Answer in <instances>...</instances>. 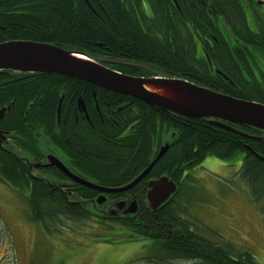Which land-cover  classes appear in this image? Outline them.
Instances as JSON below:
<instances>
[{
    "label": "trees",
    "instance_id": "trees-1",
    "mask_svg": "<svg viewBox=\"0 0 264 264\" xmlns=\"http://www.w3.org/2000/svg\"><path fill=\"white\" fill-rule=\"evenodd\" d=\"M211 7L227 21L236 15L244 20L236 0H0V44L29 41L84 53L93 59L107 55L150 63L157 69L184 73L183 78L197 85L264 104L263 25L256 33L248 30L244 33L253 47L247 51L248 57L240 58L252 83L232 69V50L224 44L207 50L210 60L231 78L229 82L213 78L204 66L194 64L193 55L186 48L190 37L186 38L177 26L180 23L195 26L204 40H213L214 35L222 42L213 27L216 19L209 13ZM143 9L154 11L157 19L146 35L140 23ZM227 36L231 38L228 32ZM112 68L145 76L129 67ZM67 94L75 101L85 96L97 133L85 123L75 125L72 118L70 131L59 137L64 118L61 113L59 119L58 106ZM96 104L105 114L104 125L96 114ZM9 106L10 111L0 122V131L5 133L7 142H13V135L16 140L27 142L24 145L20 142L26 147L21 152L23 157L35 162L33 147L41 152L58 145L67 158L73 152L77 154L79 164L67 161L70 166L77 165L85 175L83 178L108 188H122L134 181L150 166L158 149L170 144L169 151L147 179L167 176L177 185V192L156 214L149 213L147 208L141 218V212L108 217L110 206L114 207L112 204L124 198V194H115L106 206H99L94 204L97 194L93 191L90 192L93 199L88 200L85 195L57 190L47 176L49 179L45 181L37 180L29 163L0 143V181L26 199L30 219L44 233L60 238L76 232L75 227L83 224L81 229L102 232L108 243L118 239L152 241L160 255L155 259L157 264H260L247 251L237 254L230 244L219 245L204 238L188 217L184 205L188 196H184L183 203V192L193 183L189 173L207 158L232 161L242 156L241 179L264 193L263 131L225 123L241 133L236 134L211 125L209 120L166 113L136 99L55 75L0 74V110ZM69 114L70 117L72 111ZM52 172L53 176L62 177Z\"/></svg>",
    "mask_w": 264,
    "mask_h": 264
},
{
    "label": "rangeland",
    "instance_id": "rangeland-1",
    "mask_svg": "<svg viewBox=\"0 0 264 264\" xmlns=\"http://www.w3.org/2000/svg\"><path fill=\"white\" fill-rule=\"evenodd\" d=\"M242 159L207 158L189 173L193 183L183 192V203L187 195L188 217L204 238L230 244L237 254L247 251L264 264V193L241 179ZM81 227L60 238L44 233L30 219L26 199L0 181V264H157L152 241L108 243L102 232Z\"/></svg>",
    "mask_w": 264,
    "mask_h": 264
},
{
    "label": "water",
    "instance_id": "water-1",
    "mask_svg": "<svg viewBox=\"0 0 264 264\" xmlns=\"http://www.w3.org/2000/svg\"><path fill=\"white\" fill-rule=\"evenodd\" d=\"M15 72L30 75H55L86 82L100 89L136 99L166 113L185 117L192 120H209L211 125L240 134L227 124L253 128L264 132V104L236 99L232 96L197 85L179 76L170 78H145L122 74L105 67L84 53L69 51L57 46L40 44L29 41H10L0 44V74ZM60 101L58 117L62 108ZM79 106L84 108L82 99ZM11 106L0 110V121L10 111ZM247 137V135H244ZM261 141L259 138H252ZM7 141L5 133L0 131V143ZM170 149L167 143L160 149L157 156L131 184L122 188H104L95 183L85 181L72 173L58 158L49 155L48 164L31 165L33 169L58 168L68 178L89 189L101 193L97 200L103 206L107 198L105 194H122L133 189L145 179L153 168L161 161ZM42 179L40 177H35ZM46 178V177H45ZM43 180V179H42ZM45 181V180H43ZM51 183H53L51 181ZM54 186L53 184H51ZM177 185L167 176L149 183L146 199L153 209L158 210L168 203L177 192ZM85 206L86 203H83ZM127 204L119 202L110 207L108 217H117L122 211L124 215L138 213L137 202Z\"/></svg>",
    "mask_w": 264,
    "mask_h": 264
},
{
    "label": "flooded vegetation",
    "instance_id": "flooded-vegetation-1",
    "mask_svg": "<svg viewBox=\"0 0 264 264\" xmlns=\"http://www.w3.org/2000/svg\"><path fill=\"white\" fill-rule=\"evenodd\" d=\"M236 3L241 10V13L243 15L244 20H240L239 16L236 15V16L232 17L231 21H227L225 16H223V14L219 13L218 11H216L215 8H212V7H211L212 11L209 12V13L213 14L212 16L216 19L213 27H214L216 33H218V35H220V37L223 38L222 42H219L216 39V36H214V35H212L213 40L212 39L211 40H204L203 36L201 34V31L197 27L189 25V24H181L180 23V25L177 26V28L181 29V31L186 34V38L188 36L190 37V41L187 40L188 43L186 45V48L193 55L194 64L204 66L205 69H207V71L209 72L210 76H212L213 78L219 77L220 79H222L225 82H229L231 80V78H229V76L224 74L223 71L220 70L219 66L217 64H215L213 61H211L210 58L208 57V50L207 49H209V48L213 49L216 45L224 44L227 48L232 50V55H233V59H234V67H232V69L235 72H237L236 74L242 75L243 78L245 77L246 82L252 83V81H251L252 79L249 77V73L245 69V65H243L244 61L240 57H245V56L248 57L247 51L249 50V48L253 47L252 45H250L248 43L247 40H245V37H244V33H246L245 31L248 30L252 33H256L259 31V28L262 25L264 26V0H236ZM141 12L144 16V18L140 19L141 28H142V31L144 32V34L146 35V33L148 31L147 29H149L151 26L155 25L154 22H156L157 19H156V15H155L154 11H152L150 9H143V10H141ZM178 12L181 14L179 7H178ZM145 20L147 22L151 23L152 25L149 24V26H148L145 23L146 22ZM181 20H184L183 15L181 16ZM243 21H244V24H243ZM221 22H223V24H221ZM227 32L231 35V38H229L227 36ZM95 60L107 68H110L112 70H115L117 72H120V73L125 74V75H129V76L145 77V78H170V77H174V76L182 77V75H184V73L172 72L171 70H168L165 68L157 69L155 65L150 64V63L130 61L129 59L120 58V57L115 58V57L103 55V56L97 57ZM248 61L251 64L252 61L250 60V58L248 59ZM115 65H118V66L120 65L123 67H129L131 69H137L138 70L137 73H143V75H145V76H138V74L134 75L132 73H128L125 70H123V71L116 70V69L112 68ZM200 69H201V67H200ZM252 69L254 71V74L258 78H261L258 75V72L256 71V69L254 67H252ZM93 98H96V94H94V93H93ZM62 99H63V103H62V108H61L59 119L61 118V113H63L64 122H63V126H62L63 127L62 132H61V128H60V133H58L59 137L63 138V134H66L70 131V123H72L71 122L72 118L74 120L75 125H78L82 122V123H85L87 126H90L92 128V130L94 131L95 126L93 125L92 114H91V111L89 109V105L87 103L85 96L84 97L81 96L75 101L74 97H72V96L68 97V94H67V95H63L61 100ZM80 99H82L84 102V108L79 106ZM59 105H60V103H59ZM58 110H59V106H58ZM70 111H72V115L69 117ZM96 114L99 117V119L101 120L102 125H104V123L106 122L105 117H104L105 114H103L101 112V110L99 109L97 104H96ZM2 121H0V122H2ZM94 132L97 133L96 130ZM16 137H17L16 135H13V137L11 138V142L13 141L14 143L13 142L10 143V142L5 141L3 146L5 145L6 148L8 147L10 152H12L16 155H19L18 157H20L21 159H23L25 161L30 162L31 165H34V164L46 165V164H48V162H47L48 156L49 155H52V156L56 155L57 157L56 156L55 157L59 158V160L72 173H74L77 177H79L85 181L92 182L89 179L83 178V176H85V175L80 169L77 168V165H74V166L71 165L72 166L71 167L68 164L67 159H70L72 161V164L74 162H76V163L78 162L77 158H76V156H77L76 153L73 152L67 158V156H66L67 154L58 145L55 148L52 147V149H50V150H48V147L44 148L43 150L41 149L42 150L41 152L39 149L37 150L36 147H33L34 150H32L33 151L32 155L35 153L36 159L34 160L35 162H33V161L31 162L28 158L23 157L22 156L23 154L21 153L22 150L26 148L25 146H24L25 147L24 148L23 145L27 144V142H25V140H24V142H21L18 138L16 140ZM20 142L23 145H21ZM157 149L158 148L155 149V152L157 151ZM160 149H158V151H160ZM15 150L17 152H20V153H17ZM57 150L60 151L65 156V159H66L65 161L62 159V157L59 156ZM242 163H243V161H242ZM78 164H79V162H78ZM31 171L33 172L34 177L38 176V177L45 179V180H47V179L45 177H43L41 174H43V173L45 174L48 172L50 173L52 171H54L56 173L57 172L60 173L62 177H57L58 178L57 181H52L54 183L53 185L56 186L57 190L65 191V192H67V194L85 195V196H88L90 198V199L88 198V200L93 199V197L90 195V192L93 191L97 195L95 196L96 198L94 197L95 198L94 201H96V202L94 203L92 201V204L93 203L97 204V200L101 195L100 192L95 191L93 189H89V188H87V187H85L79 183H76L72 179L68 178L58 168H51V169L40 168V169H33ZM147 177L145 179H143L139 184H137L130 191H128L126 193H122V194H124V198H121L116 203L112 204V206H116V204H118L119 202H125L127 204V206L125 207L124 210H126L128 208V206L132 202L135 201L138 204V213L141 212L140 213L141 218L143 217L142 215L144 212H146L145 210L147 208L150 209V211L148 210L149 213H152V214L155 213L156 214V212L159 209H161L162 207H164L167 203L165 205H163L161 208H159L158 210L153 211V209L150 207V205L146 199V196H147L148 191H149V183L154 179H147ZM37 180H38V178H37ZM132 182H130L129 184H131ZM92 183H94V182H92ZM129 184H127V185H129ZM99 186H101V185H99ZM126 186H124V187H126ZM101 187H104V186H101ZM104 188H108V187H104ZM112 189H114V188H112ZM141 190H143V191L147 190V194L144 195L143 191H141ZM113 195H115V194H105V196L107 198V201L104 204L105 206L108 204L110 198ZM72 203H74V202L72 201ZM120 216L126 217V215H124V211H122L120 213Z\"/></svg>",
    "mask_w": 264,
    "mask_h": 264
},
{
    "label": "bare ground",
    "instance_id": "bare-ground-1",
    "mask_svg": "<svg viewBox=\"0 0 264 264\" xmlns=\"http://www.w3.org/2000/svg\"><path fill=\"white\" fill-rule=\"evenodd\" d=\"M115 71V70H114ZM59 111V110H58ZM106 197V196H105Z\"/></svg>",
    "mask_w": 264,
    "mask_h": 264
}]
</instances>
